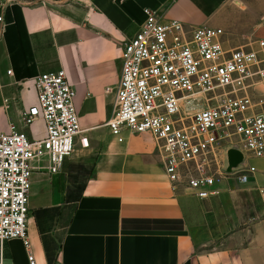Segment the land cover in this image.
<instances>
[{
    "label": "crops",
    "instance_id": "1",
    "mask_svg": "<svg viewBox=\"0 0 264 264\" xmlns=\"http://www.w3.org/2000/svg\"><path fill=\"white\" fill-rule=\"evenodd\" d=\"M146 8L250 31L264 17V0H0V132L14 123L44 137L45 122L24 126L23 112L38 102L37 76L64 68L89 141L77 138L59 172L48 157L34 161L31 249L39 264H264V157L248 160L257 167L248 182L225 175L218 195L198 198L172 190L150 134L106 125L122 49ZM0 256L29 264L21 239L0 244Z\"/></svg>",
    "mask_w": 264,
    "mask_h": 264
},
{
    "label": "built area",
    "instance_id": "2",
    "mask_svg": "<svg viewBox=\"0 0 264 264\" xmlns=\"http://www.w3.org/2000/svg\"><path fill=\"white\" fill-rule=\"evenodd\" d=\"M145 14L122 49L110 132L150 134L174 191L209 198L220 193L225 175L248 182L257 170L248 160L264 157V36L250 47L226 48L222 27L187 26L150 8ZM36 88L38 102L22 121L29 127L42 119L46 135L30 136L14 123L0 132V244L21 239L29 264H39L28 229L34 161L48 157L56 173L75 153L78 137L89 146L66 70L39 74ZM228 144L246 156L233 173L222 169ZM0 264H7L2 256Z\"/></svg>",
    "mask_w": 264,
    "mask_h": 264
},
{
    "label": "rangeland",
    "instance_id": "3",
    "mask_svg": "<svg viewBox=\"0 0 264 264\" xmlns=\"http://www.w3.org/2000/svg\"><path fill=\"white\" fill-rule=\"evenodd\" d=\"M243 10L244 7H242ZM246 13V11H244ZM259 21V25L257 28H254L250 31V27L247 24L240 23L238 27H225L226 32V48L230 47H250L256 44V40L259 37L264 36V17Z\"/></svg>",
    "mask_w": 264,
    "mask_h": 264
},
{
    "label": "water",
    "instance_id": "4",
    "mask_svg": "<svg viewBox=\"0 0 264 264\" xmlns=\"http://www.w3.org/2000/svg\"><path fill=\"white\" fill-rule=\"evenodd\" d=\"M245 153L240 148L232 144H228L223 148V165L222 169L225 172L233 173L242 168V163L245 160Z\"/></svg>",
    "mask_w": 264,
    "mask_h": 264
}]
</instances>
